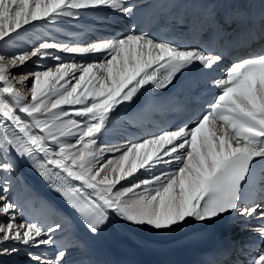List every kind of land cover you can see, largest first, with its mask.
Listing matches in <instances>:
<instances>
[{
    "label": "snow or ice",
    "instance_id": "obj_1",
    "mask_svg": "<svg viewBox=\"0 0 264 264\" xmlns=\"http://www.w3.org/2000/svg\"><path fill=\"white\" fill-rule=\"evenodd\" d=\"M248 2L171 0L165 27L187 32V43L140 27L143 0H0L4 47L41 21L53 32L101 12L99 24L127 22L90 39L80 38L87 29L45 33L11 56L0 53V264H17L8 258L19 255V264H111L99 258L105 233L155 249L137 233L191 230L200 238L225 220L251 232L253 243L225 236L202 264H264V44L228 53L264 41V8L253 15ZM206 33L228 37L227 47L201 39ZM29 61L32 71H10ZM151 103L191 115L130 131ZM21 166L60 198L53 205L23 185L38 214L55 219L17 217L9 193Z\"/></svg>",
    "mask_w": 264,
    "mask_h": 264
},
{
    "label": "bare ground",
    "instance_id": "obj_2",
    "mask_svg": "<svg viewBox=\"0 0 264 264\" xmlns=\"http://www.w3.org/2000/svg\"><path fill=\"white\" fill-rule=\"evenodd\" d=\"M68 26V24H62V25H58L56 27L55 32H53L47 25L44 24L43 21L39 22L38 24H36L35 27L32 26H26L28 27L29 31L27 33L24 34V39L22 40H16L13 41L12 43H10L9 45H7L6 47H4L2 44H0V53L11 56L14 53H16L17 51H20L24 48H27L31 45V43L33 42V40L36 37L39 36H43L44 33L43 31H48L49 33H55L58 36H61L62 33V28H66ZM72 29L70 27H68L65 30H69ZM35 59V58H33ZM46 64H52L54 63V61L52 60H46L45 61ZM34 68V64L32 61H29L27 64H25L24 66L21 67H16L11 69L10 71L13 74H19V73H23V72H29L32 71ZM14 84H16L17 87H21L20 84L16 83V81H13ZM28 85L30 87V81L28 82ZM109 139H113L115 140V142L118 143H125L123 140H120L118 138H109ZM105 140V137H101V141ZM111 155V154H109ZM141 173L143 174V170H141ZM19 175H20V180H14L13 184H12V191L9 193L10 198L13 200V202H15L18 205L17 211H16V215L18 217V212L20 210V205H21V201L28 195L23 188V185L25 184V179L23 177L22 172L19 171ZM22 181V183H21ZM31 191H34L33 187H30ZM19 218V217H18ZM190 230H184L180 233L174 234V235H165V234H161V235H154L152 233L149 232H141L142 235H144L145 237H147L148 239H157V240H168L169 238H173V237H178L180 235H183V233L189 232ZM60 236V234H57V237ZM43 251V249H42ZM10 261H16L17 264H19L20 261H23L24 259H26L23 255H19V256H15V257H10L8 258Z\"/></svg>",
    "mask_w": 264,
    "mask_h": 264
}]
</instances>
